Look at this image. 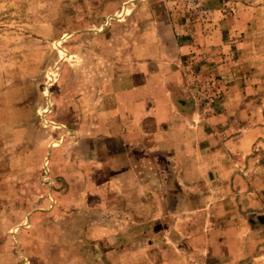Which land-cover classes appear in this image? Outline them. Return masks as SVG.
<instances>
[{
	"label": "rangeland",
	"instance_id": "374dc122",
	"mask_svg": "<svg viewBox=\"0 0 264 264\" xmlns=\"http://www.w3.org/2000/svg\"><path fill=\"white\" fill-rule=\"evenodd\" d=\"M247 7L238 95L205 104L232 118L119 163L113 78L157 62L155 21L214 32L213 8ZM217 57L182 64L208 100L228 90ZM0 264H264V0H0Z\"/></svg>",
	"mask_w": 264,
	"mask_h": 264
},
{
	"label": "crops",
	"instance_id": "0c3cea01",
	"mask_svg": "<svg viewBox=\"0 0 264 264\" xmlns=\"http://www.w3.org/2000/svg\"><path fill=\"white\" fill-rule=\"evenodd\" d=\"M212 10L215 12L214 17H222L220 29L214 32L198 29L191 19L185 22L187 27L172 23L170 17L169 26L167 22L161 24L160 21H155L159 42L157 62H152L147 68L136 65L138 71L125 75L118 72L117 76L114 75L112 80L120 88L113 93L115 102L107 111L104 124L105 134L117 143L116 147L120 150L119 163L123 162L122 156L126 160L130 150L135 154L134 159L142 155L148 161L153 155L152 148L155 149L158 145L177 148L199 143L208 135L209 129L219 132L224 122L229 117L232 118V110H209L205 104L214 102L224 106L238 95L237 81L234 78L239 71V57L244 54L243 46L247 42L245 39L258 24L257 9L250 10L247 7L246 11L241 10L231 17L229 11L221 8ZM227 19L228 23L234 25L224 29ZM194 27L195 30L192 29ZM242 34L245 39L242 36L238 38ZM223 51H227L229 56V63L226 64L228 72L222 64L218 67V62L216 66L221 71V78L217 82L219 86L225 84L228 90L219 94V97L208 100L203 98L204 93L199 94L198 91L195 92V88L188 87L199 79L187 77L182 64L191 62V66L197 70L198 66L203 70L216 61ZM157 67L166 69L165 73L161 70L159 72ZM192 69L191 67L190 70ZM210 111L212 113L209 114ZM229 205L228 202L223 203L224 209L227 210ZM231 211L227 210V213Z\"/></svg>",
	"mask_w": 264,
	"mask_h": 264
}]
</instances>
